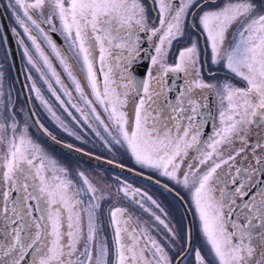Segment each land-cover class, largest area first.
<instances>
[{"label":"snow or ice","instance_id":"1","mask_svg":"<svg viewBox=\"0 0 264 264\" xmlns=\"http://www.w3.org/2000/svg\"><path fill=\"white\" fill-rule=\"evenodd\" d=\"M7 7L28 64L72 121L187 190L209 249L207 258L196 250V264H264V132L253 131L264 125V0H152L151 22L141 0H8ZM186 33L192 34L189 45L169 65L173 42ZM209 49L211 63L227 73L216 83L205 82L200 71L201 54ZM142 59L150 66L137 79L131 69ZM169 73L184 74L175 102L166 94L172 91ZM4 81L0 68V264H183L186 253L170 255L176 232L144 200L159 205L127 184L118 191L125 198L140 195L134 204L163 226L169 243L152 235L159 234L154 226L116 206L108 211L109 246L100 216L109 189L83 172L77 181L44 153L20 121ZM197 89L201 102L194 98ZM206 89L220 101L219 126L213 123L211 134L203 131L209 123L201 112ZM31 91L64 131L81 139L35 81ZM237 157L243 166H236Z\"/></svg>","mask_w":264,"mask_h":264},{"label":"rangeland","instance_id":"2","mask_svg":"<svg viewBox=\"0 0 264 264\" xmlns=\"http://www.w3.org/2000/svg\"><path fill=\"white\" fill-rule=\"evenodd\" d=\"M1 3H2V7L4 9V12L6 13L7 20L10 23L11 28L15 27V24L13 23V20H12L11 12L7 7L8 0H1ZM49 7H50V4L48 5V8ZM48 8L46 7V10ZM17 30L19 31V29H17ZM37 36H38V40L40 41L42 47L44 48L45 53L49 56L53 66L55 67V69L59 73V75L61 76V79L63 80L64 84L67 86V88L69 90H70V87L74 88L69 77L67 76L66 72L64 71V69L60 65L58 59L52 53L51 49L44 43L43 39L41 37H39L38 34H37ZM25 43L29 44V46H30V42H28L26 40V38H25ZM17 45H18L17 48H18V53L20 56L22 71L24 74V79H25V82H26V85L28 88V93L30 94L31 84L33 81H35L37 83V85L41 88L42 94L45 97H47L48 100H52L53 110L56 112V114L58 116H60L61 120H63L65 122V124H67L69 126V128L71 130L75 131L77 134H79L81 136V140H82L83 144L79 145V142L76 139V137L73 135H69L68 132L63 130V128L60 129V132L57 133V136L63 137V138L67 137L69 139V141H71L75 145H79L82 149L84 148L90 153H93V154L95 153L97 155H101V156H103L109 160L121 163L125 166L132 167L136 170H139V171H142V172L147 173L149 175L157 177L156 172L154 173V172L148 171V170H152V169L143 168L140 165L136 164L135 161L130 157V155L128 153H126L124 151V149H122L119 145H116V147L113 146L112 148L111 147L97 148V146L95 144V136L90 134L89 130L84 128L82 125H77L75 122H73L71 117H69L67 115V113L64 112V110L59 106L58 102H55L53 104V98L54 97H52L51 94L47 91L46 85H44L43 82L39 78V74L35 71V69L32 68L31 65L28 64L26 57L23 55V48L18 43H17ZM0 68H2L3 73L5 75V81H4L5 90L7 91L9 88H11L12 95L18 96L19 93H18V90H17L16 85L14 83V79H13L12 72H11V69L9 66V61H8V57H7V53H6V49H5V45H4L1 33H0ZM29 75L32 76V80L28 79ZM201 75H202V78L204 80H208L204 77L202 70H201ZM223 79L224 78L221 77V78H216L215 80L221 81ZM213 83H215V82H213ZM53 84H55L54 81H53ZM55 87L58 88L59 86H55ZM75 94H76L75 91L72 92V95H75ZM214 94L216 96L217 104H216V109H215V113H214L213 123L216 124V126L218 127L219 126L218 116H219V111H220V101H219V97L216 95L215 90H214ZM20 110H21V117L23 119V123L27 124V126H30V123L26 118L24 109L21 108ZM70 110L73 112L72 109H70ZM45 114H46V116L48 115L49 118L54 120L49 113H45ZM73 115L77 116L74 113H73ZM203 116L205 117V119L207 118V114H204ZM77 118H79V116H77ZM57 125H58V123H57ZM263 128H264V125H262L259 130L254 128L253 131L254 132L255 131H262ZM30 137L35 142L40 144L41 139H39L38 136H37V140L34 138V135H32V134L30 135ZM0 150H3L2 145H0ZM53 160H55L56 163L60 167L67 169L70 177L76 179L77 181L79 180L77 173L83 172L85 174V176H87L88 179L90 181L94 182L98 187H104V188L109 189L107 199H105L102 202V209L100 212V216H101L102 223H103V234L105 236H107L109 246H111V239H112L113 233H112V229L109 227V220H108V212L107 211L109 209V203L112 200H117V202H118L117 206L124 207V208L128 209L135 216H138L142 221H146L148 225H152L156 229H158L159 234H157L156 231H154L152 233V235L158 241H160L161 243H169V241L167 239L166 230L163 228V226L159 225V223L154 220L152 215L144 212L142 209H140L138 206H136L134 204V199H140L141 198L140 195L138 194L133 199V198H131V193H130L129 197L125 198L123 196V193L118 191L126 182L128 185H131L132 189H140L141 193H147L148 196H151L152 200L156 201V204L159 205V208H157L155 205H153L147 199L144 200L145 206L148 207L152 213H155V215H159L161 217V219H164L165 222L169 224V227L173 228V230L176 232L178 239L172 245V251L170 252V255L175 257L178 252L181 253L187 247L186 243H187L188 231H187L186 221H185V218L183 216V213L180 211L178 206L171 200V198L164 195V192H162L161 190L153 188L150 185H146L145 183L138 182V181L129 180V182H130L129 183L128 181H126L125 177L124 178H121V177L118 178L111 173L109 174V173H106V172L101 171V170L98 171V170H94L93 168H87V167H84L81 165L70 164L67 160H65L63 158L59 159L56 156H54ZM162 177H164V176H162ZM164 178L168 179L166 177H164ZM168 181L170 182L171 180H168ZM171 182H173V181H171ZM109 186H110V188H109ZM174 188L177 189L179 192H181L183 195L186 193L185 196H186L189 204L191 205L189 194H188L187 190L184 189L182 185H177V186L174 185ZM81 207H83V206H81ZM191 208H192L193 215L195 217V226H196V232H197V236H198L197 239L199 240L198 242L200 243V241L203 240V237L201 234L200 223H199L196 215L194 214V209L192 206H191ZM189 259H191L190 256H189Z\"/></svg>","mask_w":264,"mask_h":264},{"label":"flooded vegetation","instance_id":"3","mask_svg":"<svg viewBox=\"0 0 264 264\" xmlns=\"http://www.w3.org/2000/svg\"><path fill=\"white\" fill-rule=\"evenodd\" d=\"M141 2L144 4V6H145V8L147 9V13H148V17H149V21L151 22V21H153V20H155L156 18H155V14H154V12H153V10H152V0H141ZM0 3H1V0H0ZM1 5H2V3H1ZM48 5L49 4H46V6H45V14H47V12H48V10H49V8H48ZM51 6V5H50ZM46 7L48 8L47 10H46ZM156 23L158 24V21H156ZM45 27H47V26H45ZM142 36H143V34H141ZM192 36V34L191 33H186V35L183 37V38H181V39H178V40H176V41H174L173 42V44H172V46H171V48H170V50H169V54H168V58H167V63L169 64V65H173V64H175L176 63V61H177V57H178V53H179V51L180 50H182L183 48H185V47H187L188 45H189V42H190V37ZM15 37V36H14ZM59 37V36H58ZM60 38V37H59ZM15 39H16V37H15ZM53 39L55 40V38L53 37ZM60 41L62 42V44H63V41H62V39L60 38ZM55 42L57 43V45H60L56 40H55ZM16 43H17V40H16ZM200 45H201V48H203L204 47V42H203V39L201 38L200 39ZM17 47H18V45H17ZM143 47H148V43H147V41L146 40H144L143 41ZM151 51H152V49H151ZM19 59H20V56H19ZM201 61H202V63H201V65H200V71L202 70V73H203V75H204V77L206 78V79H208V80H205V82H207V83H213V82H218L219 80H215L216 78H221V77H223V78H225V76L227 75V73L220 67V66H218V65H214V64H212L211 63V52H210V49L205 53V52H202V54H201ZM20 63H21V61H20ZM137 65L139 64L138 62L136 63ZM136 64H134L133 66H132V68H136L135 67V65ZM149 66H150V63H149ZM149 68V67H148ZM21 69H22V66H21ZM131 71H132V69H131ZM22 73H23V71H22ZM23 77H24V74H23ZM176 77H179L180 79L179 80H181V82H180V84L179 85H177L176 83L178 82L177 81V78ZM101 79H102V77H100ZM166 80H167V86L168 87H171L172 88V91L171 92H175V89H177V87H179V90H180V88H181V86L184 84V74L183 73H179V74H175V73H169L168 74V76L166 77ZM24 81H25V79H24ZM14 83H15V81H14ZM15 85H16V83H15ZM25 85H26V82H25ZM38 86V85H37ZM53 86L55 87V86H57V85H55V84H53ZM39 87V86H38ZM16 88H17V85H16ZM17 90H18V88H17ZM26 90H27V94H28V99H29V104H30V107H31V109H32V111H33V113H34V115H35V117H36V119H37V121H38V123H39V125L41 126V125H43V127H41L44 131H45V129L47 130V131H45L47 134H49V135H51L52 137H54L55 139H57V140H59V141H62V142H65V143H68V144H70V145H72V146H75V147H77V148H80V149H82L79 145H81V144H83L82 143V140L81 139H77L78 140V142H79V145H75L74 143H72L71 141H69V139L67 138V137H59V136H57V133L58 132H60V129H61V127H59V125H57V123L54 121V120H52L51 118H49L48 117V115L46 116V114L45 113H48V111L44 108V106L40 103V101L38 100V99H36V97H35V93L34 92H32V91H30V94L28 93V88H27V85H26ZM70 90L72 91V92H74V88H72V87H70ZM179 90H178V93H179ZM200 91L201 90H199V89H197L196 90V95H195V99L197 100V102H201V96H200ZM19 92V91H18ZM171 92H168V93H166L167 94V96H168V98H169V100H171L172 102H175V99H176V97H177V95H174V99H172V96L173 95H171L170 93ZM204 92H205V95H206V99H204L203 100V104H205V105H207V107L206 108H202L201 109V112H202V114L204 115V114H207V118H206V120H208L209 119V109H210V105H211V99H212V102H213V115H212V118H211V122H210V127H209V133L208 134H211L212 133V124H213V118H214V113H215V109H216V104H217V100H216V96H215V94H214V90L213 89H206V90H204ZM209 92H212V98H210L209 97ZM13 96V99H14V101H15V104H16V108L19 110V112H20V116H19V119H20V121L22 122V124H24L23 123V119H22V117H21V108L22 109H24V104H23V101H22V98H21V96H20V94L18 95V96H14V95H12ZM73 99L74 100H76L78 103H79V100H78V96H77V94H75V95H73ZM45 99H47L48 100V98L47 97H45ZM62 99H65V101H67V97H64V96H62ZM49 101V103H50V105L52 106V108H53V105H52V100H48ZM56 101H55V99L53 98V104L55 103ZM99 112H100V114H101V118L102 119H105L106 120V117H105V115H104V113H103V111H102V109H100L99 107H98V109H97ZM24 111H25V109H24ZM73 113L75 114V115H77V116H79V114L78 113H76L75 112V110H73ZM25 115H26V118H27V120L29 121V119H28V117H27V114H26V112H25ZM106 122H107V120H106ZM29 123H30V121H29ZM93 123V127L94 128H97V130H99L100 132H101V136H103V137H107V134L103 131V128L102 127H98L97 126V124H96V122L95 121H93L92 122ZM84 128H86V129H88L89 130V133L90 134H92V135H94L95 136V144H96V146H97V148H104V147H113V146H115L116 147V145H105V143H104V140H102L100 137H97L96 135H95V132H93L91 129H89V128H87V126H84L83 124H81ZM207 125V124H206ZM206 125H205V127H206ZM205 127H204V129H205ZM204 129H203V131H204ZM261 132H264V128L262 129V131ZM28 133H29V135H34V138L37 140V136L39 137V139H41V142H40V144L39 143H37L42 149H43V151H44V153L50 158V159H54V156H56L57 158H63V159H65V160H67L70 164H76V165H81V166H84V167H87V168H92V167H89V166H86V165H83V164H81V163H79V162H76V161H74V160H72L71 158H69V157H67V156H65L64 154H62L61 152H59V151H57L55 148H53L51 145H49L48 143H46L37 133H36V131L33 129V127L31 126V124H30V126H28ZM34 133V134H33ZM83 150H85V151H87L86 149H84L83 148ZM95 154V153H94ZM97 155V154H96ZM189 155H192V153L190 152L189 153ZM99 156H101V155H99ZM101 157H103V156H101ZM105 158V157H104ZM121 164V163H120ZM243 164H244V161H242L241 159H240V157H237V164H236V166L237 167H241V166H243ZM94 170H97V169H95V168H93ZM98 171H100V170H98ZM148 171H151V172H154L155 173V171L154 170H148ZM147 174V173H146ZM147 175H149V174H147ZM115 176V175H114ZM119 175H116V177H118ZM149 176H151V177H153V178H155V179H158L159 181H161L162 183H164V184H166L167 186H169L171 189H173L182 199H183V201L185 202V204L187 205L188 204V200H187V198H186V193L183 195L181 192H179L177 189H175L174 188V185L175 186H177V184L175 183V182H169L168 180L169 179H165L164 177H162V176H160L159 175V173H157V177H155V176H152V175H149ZM120 177H124V176H120ZM119 178V177H118ZM126 178V181H128L129 182V180H133V179H131V178H128V177H125ZM130 183V182H129ZM125 184H127L126 182H125ZM128 185V184H127ZM257 191H259V189H257ZM163 192V191H162ZM13 195L15 196L16 195V193H13ZM164 195H166L167 197H170L171 198V200L178 206V208L180 209V207H179V205L177 204V202L171 197V196H169L166 192H164ZM117 200H112L110 203H109V209L110 208H112V207H116L117 206ZM109 209H108V211H109ZM107 211V212H108ZM180 211H181V209H180ZM182 212V211H181ZM38 214V213H37ZM109 220V219H108ZM193 243H192V247H191V250H190V252H189V254L184 258V260H183V264H196V259H195V252H196V250L197 249H199L200 251H201V254L202 255H204L206 258L208 257V254H209V249H208V247L204 244V241L203 240H201L200 241V243L198 242L199 240L197 239L198 238V236H197V232H196V226H194V224H193ZM188 231V230H187ZM187 243H188V235H187ZM187 243H186V246H187ZM196 243V244H195ZM186 249V248H185ZM185 249L180 253V254H182L184 251H185ZM189 256L191 257V259H189Z\"/></svg>","mask_w":264,"mask_h":264},{"label":"water","instance_id":"4","mask_svg":"<svg viewBox=\"0 0 264 264\" xmlns=\"http://www.w3.org/2000/svg\"><path fill=\"white\" fill-rule=\"evenodd\" d=\"M11 27L9 25V22L7 20L6 14L4 12V9L0 3V33L5 45V49H6V53H7V57H8V61H9V65L13 74V78L14 81L17 85L18 91L20 93V96L22 98L23 104H24V109L25 112L27 114V117L30 121L31 126L33 127V129L36 131V133L49 145H51L53 148H55L57 151L61 152L62 154H64L65 156L71 158L72 160L79 162L81 164L87 165L89 167L104 171V172H109V173H113L116 175H120V176H125V177H129V178H133L142 182H145L147 184H150L152 186H155L161 190H163L164 192H166L167 194H169L179 205L183 216L185 218L186 221V225H187V230H188V243H187V247L185 249V251L182 253L185 254L186 256L189 254L191 247H192V243H193V224H192V219L189 213V210L185 204V202L183 201V199L173 190L171 189L169 186H167L166 184L162 183L161 181L147 175L144 174L140 171H137L135 169H132L130 167L124 166L118 162L109 160L107 158L101 157L99 155L90 153L88 151H85L83 149L77 148L75 146H72L68 143L59 141L57 139H55L54 137H52L51 135L47 134L39 125L31 107L29 104V99H28V94H27V90H26V85H25V81H24V77H23V73H22V69H21V63H20V59H19V54H18V49H17V44L15 41V38L13 36V33L11 32ZM53 37L55 38V40L62 45V42L60 41V38L58 37V35L53 34ZM151 48H149V54H151ZM139 63L138 65L136 63ZM137 62L135 63V67L136 68H132V74L137 78H143L145 73L148 70L149 67V61L147 59H142V60H137ZM177 78V85L180 84L181 80H179V77ZM178 90L179 87H177V89H175V92H171L170 94L173 95L172 99H174V95L178 94ZM209 97L212 98V92H209ZM213 115V102L211 99V105H210V109H209V123L206 125L205 129H204V133L208 134L209 133V127H210V122H211V118ZM203 138V137H202ZM71 146V147H69ZM109 161H111V163H109ZM38 215V214H37ZM185 256V257H186Z\"/></svg>","mask_w":264,"mask_h":264},{"label":"trees","instance_id":"5","mask_svg":"<svg viewBox=\"0 0 264 264\" xmlns=\"http://www.w3.org/2000/svg\"><path fill=\"white\" fill-rule=\"evenodd\" d=\"M6 14V13H5ZM106 173H108V172H106ZM110 174V173H109ZM112 174V173H111ZM113 175H115L116 176V174H113ZM118 177H120V175L118 176ZM121 178H124V177H121ZM126 179V178H125ZM132 181H136V180H132ZM139 182V181H138ZM146 185H148V184H146ZM152 187V186H151ZM153 188H155V187H153ZM156 189H158V188H156ZM160 190V189H159Z\"/></svg>","mask_w":264,"mask_h":264}]
</instances>
